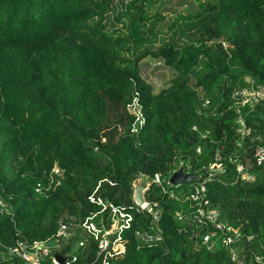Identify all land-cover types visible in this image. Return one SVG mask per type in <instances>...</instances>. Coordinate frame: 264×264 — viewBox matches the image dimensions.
<instances>
[{
    "label": "trees",
    "instance_id": "1",
    "mask_svg": "<svg viewBox=\"0 0 264 264\" xmlns=\"http://www.w3.org/2000/svg\"><path fill=\"white\" fill-rule=\"evenodd\" d=\"M145 1L120 0L114 22V0H0V198L11 210L0 212V242L14 244L17 231L46 240L62 218L97 212L89 195L99 184L105 199L132 205L135 179L159 173L166 181L183 163L201 179L171 186L176 199L156 183L146 194L160 204L162 239L138 247L136 230L156 227L136 213L125 253L110 264H238L221 241L196 249L203 230L178 220L202 182L209 207L243 234L234 248L250 264L264 257V162L255 157L264 98L236 104L251 81L264 89V0L201 2L167 25L169 37L162 15L146 16ZM147 57L174 71L156 92L141 72ZM137 93L146 118L139 134L128 110ZM55 164L61 184L38 195L36 183Z\"/></svg>",
    "mask_w": 264,
    "mask_h": 264
},
{
    "label": "built area",
    "instance_id": "2",
    "mask_svg": "<svg viewBox=\"0 0 264 264\" xmlns=\"http://www.w3.org/2000/svg\"><path fill=\"white\" fill-rule=\"evenodd\" d=\"M250 88L259 92L264 91L260 86L254 89L253 81H251ZM128 110L135 116L131 131L135 134H139L146 123V118L143 112V106L139 101L138 93L128 105ZM237 122L239 123L238 131L243 133L245 131L244 121L240 117ZM94 150L97 151L98 147H94ZM198 151H200V148H198ZM255 157L257 158L258 164L264 162V146L256 148ZM181 165L184 164L181 163L180 166ZM214 165L218 167V170L221 169L219 167H222L221 164ZM237 169L239 172H242L244 167L242 164H238ZM63 173L64 171L57 164H55L50 171L44 170L43 179L36 183V193L40 196H49L50 192L54 191L61 184ZM170 177L166 181L163 180L159 173L155 174L154 177H149V188L152 183H156L161 185L163 190L169 193L170 197L175 199L178 198L170 189L171 186H173L170 183ZM164 182L169 186L168 189L164 186ZM99 187L100 184L89 195L90 202L100 206L97 212L84 219H80L73 215L62 218L56 233L46 240L30 241L23 237L20 231H17V239L14 244L5 245L0 242V258H2V261H6L7 264H16L14 259H19L24 264H110L112 259L125 253L127 246L125 232L133 228L136 213L142 214L147 212L150 214L152 216L151 222L154 223L156 227L153 235L145 231L136 230L135 234L139 239L138 247L143 246L146 242L152 243V241L162 239L163 231L158 225V221L161 217V207L157 201H148L146 198L144 204L138 205L134 199L133 186L134 204L115 205L98 194ZM171 191L172 193H170ZM187 195V199L191 202L190 206L192 210L189 214H184L181 211L176 214L178 220L187 224H194L196 228L203 230V233L200 231L199 234L196 233L194 235L196 239L194 247L196 249L205 247L208 250H212L216 243L221 241L223 247L231 250L232 258L236 260L238 264H246L244 262L245 255L241 258L238 257L236 248H234V243L240 241L243 234L240 229L233 227L227 222H222L220 220L219 211L209 207L210 202L206 196L205 182L196 185L194 190ZM10 211L9 205L0 198V212L10 213ZM210 226H212V229H210ZM204 228L206 229L204 230ZM71 237L77 238V248L68 254L62 253L63 246L65 247V251L67 247H69L68 250L71 249L70 245L63 244ZM247 238L250 240L252 236H248ZM51 239L55 240V246H50L48 244ZM56 253L62 254L66 258L64 263H60L56 259ZM250 264H264V257L254 256Z\"/></svg>",
    "mask_w": 264,
    "mask_h": 264
},
{
    "label": "rangeland",
    "instance_id": "3",
    "mask_svg": "<svg viewBox=\"0 0 264 264\" xmlns=\"http://www.w3.org/2000/svg\"><path fill=\"white\" fill-rule=\"evenodd\" d=\"M117 5L116 9L110 12L111 20L116 21V14L121 11V2L120 0H114ZM218 0H146L145 1V12L148 17H155L160 14L163 17L161 22L162 26H165L164 33L167 32V36H171V32L167 29V25L170 24L173 20H175L179 14H187L196 10L201 2H217ZM120 27L122 25H119ZM141 72L143 78L149 81L154 88V91H159L161 88L166 87L169 84L170 80L174 76V71L170 69L166 64H163V61L154 60L149 57L145 58L141 62ZM264 91L253 90L248 87L242 91V102H238L236 106L241 108L245 104H254L258 101L259 98H264ZM208 100L205 101V104ZM242 124V123H241ZM222 169V167H219ZM214 169H218L214 164L210 166V171ZM144 175L139 176L134 180L133 183L139 181ZM148 182L149 177L145 175ZM243 178H248L250 175L244 174ZM251 178V177H250ZM134 186V185H133ZM172 193V191L170 192ZM64 245H70L71 249L65 251V247H62V253H70L71 251L77 248V238L71 237L69 240L63 243ZM237 253V252H236ZM245 255V254H244ZM238 256V253H237ZM239 257V256H238Z\"/></svg>",
    "mask_w": 264,
    "mask_h": 264
},
{
    "label": "water",
    "instance_id": "4",
    "mask_svg": "<svg viewBox=\"0 0 264 264\" xmlns=\"http://www.w3.org/2000/svg\"><path fill=\"white\" fill-rule=\"evenodd\" d=\"M201 179L200 174H193L191 172L185 171L184 165H181L177 170H175L171 177L170 183L173 186H178L184 183L196 182ZM149 189L148 180L145 175L136 183H134V199L138 205H142L146 202V194ZM108 202V200H107ZM48 244L50 246H55L56 242L54 239L49 240ZM69 247H67V250ZM56 259L60 263H64L65 257L62 254H55Z\"/></svg>",
    "mask_w": 264,
    "mask_h": 264
}]
</instances>
